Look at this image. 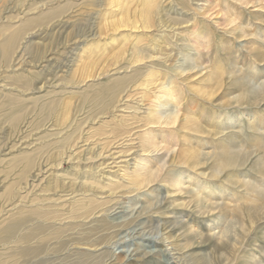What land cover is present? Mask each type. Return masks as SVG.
Wrapping results in <instances>:
<instances>
[{
    "label": "rangeland",
    "instance_id": "obj_1",
    "mask_svg": "<svg viewBox=\"0 0 264 264\" xmlns=\"http://www.w3.org/2000/svg\"><path fill=\"white\" fill-rule=\"evenodd\" d=\"M239 67L264 75V0H0V264H167L166 244L188 264H264V128L237 123H264V95ZM223 121L234 137L202 130ZM182 176L224 206L199 209Z\"/></svg>",
    "mask_w": 264,
    "mask_h": 264
},
{
    "label": "bare ground",
    "instance_id": "obj_2",
    "mask_svg": "<svg viewBox=\"0 0 264 264\" xmlns=\"http://www.w3.org/2000/svg\"><path fill=\"white\" fill-rule=\"evenodd\" d=\"M14 44H15V41L14 40H8L7 41V44H6V49H5V56H9L10 55V50H11V47H13L14 46ZM232 73L233 74H235V76H236V81L237 80H244V79H246V80H248L251 84H252V88H253V91H252V95L254 96V97H256V98H259L260 96H262V95H264V75L263 74H260V73H252V74H250V73H246V72H244V69L243 68H236L235 70H233L232 71ZM235 90H230L229 91V93H233ZM205 95H207L208 97H213L214 95H216V92L215 93H204ZM240 98L241 97H237L236 99H238V100H240ZM174 118H177V115H175L174 116ZM236 122L237 121H233L232 123H229V122H227V121H223V122H218L219 123V126H218V128H219V130H220V132L219 133H214V131H212L211 129H208V128H203L202 130H203V132L204 133H208V134H210V135H212V136H216V135H219V134H222L224 137H226V139H230V138H232V137H234V135H236V132L237 131H239V130H237V131H235V130H230V129H227V124H236ZM240 126H238V127H241L240 129V131H242L243 129H245L246 127H248V128H250V129H255L256 128V125H260V126H262V128H264V123L263 122H258V121H249V120H247V121H245V122H241V121H238L237 122ZM205 127V126H204ZM237 128V127H236ZM215 129V128H214ZM213 129V130H214ZM258 129V128H257ZM257 129H255L256 131H257ZM227 131V132H226ZM259 133V132H258ZM261 133V132H260ZM221 138H223V137H221ZM258 139H259V142L261 141V143L260 144H264V138H262V137H258ZM222 142V146H223V148H225V150H228L227 152H231L232 151V149L229 147V146H231V144H233V143H231L230 145H226V143L227 142H223V141H221ZM230 142H232V141H230ZM240 143V142H239ZM237 145V144H236ZM240 145V144H239ZM245 145V144H244ZM245 147V146H244ZM243 147V148H244ZM241 148V147H240ZM242 149V148H241ZM245 150V149H244ZM185 151H187V150H185ZM242 151H243V149H242ZM232 154V153H231ZM233 155H235V154H232V156ZM26 158L29 160L27 163H26V165L24 166V171H23V173L24 174H29V176H31V175H33L32 173V171L35 169V170H37V171H40L41 172V170H42V168H41V164H39V163H36L35 161H32V159L30 158V156H26ZM177 158V156L176 155H174V160ZM19 161V159L18 158H15L14 159V162L15 163H17ZM238 162V160L236 159V158H229V159H227V158H222V160H219V161H217V164H214L213 165V170H216V169H218V171L216 172L217 174H221V173H223L224 171H225V169L229 166V165H232V164H236ZM194 165H202V163H198V162H195L194 163ZM199 186H201V187H199ZM262 184H263V180H262ZM175 185L176 186H178V191H182V192H186V193H188L190 196H191V198H193V200H194V202L197 204V207L200 209H205L204 210V212H206V211H212V210H216V209H220V208H222L223 206H224V203H223V201L225 200V198H226V193L225 192H222V191H217V190H214L211 186H207V185H201V183H199V182H196V181H194L193 180V177H191V176H188L187 178L186 177H184V176H182V177H180V178H178V179H176L175 180ZM257 185V184H256ZM260 185V184H259ZM259 185H258V189L255 187V185H251V184H248V183H245V185L244 186H247L248 188H250V189H252V188H254V190H255V188L257 189V190H255V192H257L258 194H260V195H262V196H264V186H261V188L259 187ZM264 185V184H263ZM198 186V187H197ZM168 200V197H166L165 199H164V201L163 202H166ZM209 200H212V204L210 205V204H208V201ZM196 207V208H197ZM92 214H94V212H91V213H89L88 214V216L87 217H89L90 215H92ZM119 220H122V219H119ZM115 222H117V221H115ZM218 223H215L214 225H209V226H207L208 227V230L211 232V238L213 237H218V236H224L225 235V233L224 232H222V222H223V220L221 219L220 220V222L219 221H217ZM181 225H184L185 224V226L186 225H188V224H186V223H188V222H184V221H180L179 222ZM128 224H130L129 222L127 223V222H124V223H119V224H117L116 223V225L114 224V226L113 227H117V229H118V227L119 228H123V227H125L126 225H128ZM17 227H20V225L19 224H17V223H15L14 225H11V226H9L8 228H7V232H8V234H11L12 232H13V234L15 233V231H16V229H17ZM137 229V228H136ZM166 229L164 228V229H162V236H161V239L163 240V241H166L167 239H170L171 237H170V235H167L164 231H165ZM185 231H188V232H193V230L191 229V227H189L188 226V228L185 230ZM90 232V231H89ZM134 232V231H133ZM139 232V231H138ZM140 232H141V230H140ZM145 232V231H144ZM130 233H132V232H130ZM150 233V232H149ZM193 233H195V232H193ZM141 234V233H140ZM56 235H57V233H56ZM82 235V232H80V237L78 236L77 238H76V240H79V241H81V240H85V239H89V238H91L92 237V235L91 236H86V237H84V236H81ZM159 235V234H158ZM199 234L197 233H195V236H198ZM64 231H61L58 235H57V238L59 239L58 241H62V243L60 244V246H61V250H64V249H66L68 246V243H69V238H71V237H69L68 236V238H66V239H64ZM141 236V235H140ZM134 237V236H133ZM20 239H18L16 242L17 243H20V242H26V241H29V240H31L32 238H30V237H28V236H20L19 237ZM120 238V237H119ZM126 238V237H125ZM127 238H129V236H127ZM75 239V238H74ZM132 239V238H131ZM71 240V239H70ZM125 240H127V239H125ZM123 241V240H122ZM57 243V242H56ZM118 245H119V243H121V242H116ZM153 243V242H152ZM144 244H145V246L146 245H149L150 244V242H148V241H145L144 242ZM57 245V244H56ZM55 245V246H56ZM111 244H109V246H110ZM164 245V244H163ZM169 245H171V244H166L165 246H166V250L168 251V258H167V264H188V262H186L185 260H183V258L182 257H178V259L174 256V253L172 252V250L173 249H170L169 248ZM50 246H51V244H49L48 246H46V249H48V250H51V248H50ZM54 246V247H55ZM175 249V248H174ZM237 249V251H239L240 249L239 248H236ZM29 250V249H28ZM34 250H39V248H35ZM111 251V250H110ZM174 251V250H173ZM108 252V251H107ZM153 252V251H152ZM151 252V253H152ZM130 253V252H129ZM138 253H140V250H138L136 253H130L129 254V256H128V258H127V260L130 262L129 264H142V262L144 263V264H152V261H151V258H152V256H151V253L150 252H147V253H145V252H143V255L141 256V257H136V255L138 254ZM89 254H94V253H91V252H89ZM108 254V253H107ZM117 256V255H116ZM50 257V256H49ZM122 262H123V260H126L123 256H119L118 257ZM54 259V258H53ZM52 259V260H53ZM58 261V260H57ZM135 261V262H134ZM137 262V263H136ZM141 262V263H140Z\"/></svg>",
    "mask_w": 264,
    "mask_h": 264
}]
</instances>
